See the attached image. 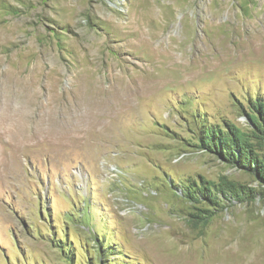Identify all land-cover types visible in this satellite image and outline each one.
I'll return each instance as SVG.
<instances>
[{"label": "rangeland", "instance_id": "374dc122", "mask_svg": "<svg viewBox=\"0 0 264 264\" xmlns=\"http://www.w3.org/2000/svg\"><path fill=\"white\" fill-rule=\"evenodd\" d=\"M218 245L264 255V0H0V264Z\"/></svg>", "mask_w": 264, "mask_h": 264}, {"label": "bare ground", "instance_id": "6f19581e", "mask_svg": "<svg viewBox=\"0 0 264 264\" xmlns=\"http://www.w3.org/2000/svg\"><path fill=\"white\" fill-rule=\"evenodd\" d=\"M171 194V193H170ZM172 202V201H171ZM176 202V201H175ZM175 205V204H174ZM179 210V209H178ZM221 220V219H220ZM231 220V219H230ZM183 221V220H182ZM243 221V220H241ZM240 222V221H239ZM223 223V222H222ZM216 224V223H215ZM214 224V225H215ZM213 225V226H214ZM221 225V223H220ZM243 226V225H242ZM212 227V226H211ZM226 227V226H225ZM240 227V226H239ZM210 229V228H209ZM223 230V229H222ZM230 231V230H229ZM237 232V231H236ZM254 233V232H253ZM199 234V233H198ZM236 234V233H235ZM241 234V233H240ZM204 237V236H203ZM229 238V237H228ZM233 238V237H232ZM186 240V239H185ZM254 240V239H253ZM251 242V241H249ZM235 243V242H234ZM232 244V243H231ZM249 244V243H247ZM253 244V243H252ZM187 245V244H186ZM217 248L214 249L213 253L211 254V256H209L208 258V262L209 264H251L250 261H248V258L251 255H258L257 252L255 250H252V248L250 246H245L244 250L237 253V252H231L232 248H227L225 249V247H223L222 245H218L216 246ZM186 249V248H185ZM234 250V249H233ZM195 252H193L192 254H194ZM190 254V250L187 251L188 255ZM196 254V253H195ZM253 257V256H252ZM260 259H258L259 262H257V264H264V255L263 256H259ZM179 259H186V262L188 261L189 258L183 256Z\"/></svg>", "mask_w": 264, "mask_h": 264}]
</instances>
